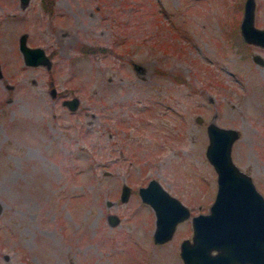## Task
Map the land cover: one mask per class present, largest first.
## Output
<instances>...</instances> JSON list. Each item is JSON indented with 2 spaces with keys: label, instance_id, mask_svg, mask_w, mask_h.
<instances>
[{
  "label": "rangeland",
  "instance_id": "obj_1",
  "mask_svg": "<svg viewBox=\"0 0 264 264\" xmlns=\"http://www.w3.org/2000/svg\"><path fill=\"white\" fill-rule=\"evenodd\" d=\"M244 1L0 0V264H176L138 189L153 177L207 212L211 119L240 130L232 159L259 161L264 194V46L243 41ZM23 33L49 68L24 63Z\"/></svg>",
  "mask_w": 264,
  "mask_h": 264
},
{
  "label": "water",
  "instance_id": "obj_2",
  "mask_svg": "<svg viewBox=\"0 0 264 264\" xmlns=\"http://www.w3.org/2000/svg\"><path fill=\"white\" fill-rule=\"evenodd\" d=\"M27 0H21L25 5ZM243 17L240 20V32L243 39L253 44L264 46V27L254 24L255 0H245ZM18 46L25 64H42L49 68L50 55L45 53L41 45L31 46L26 42L25 33L19 35ZM254 60L260 61L261 55L255 54ZM134 67L139 68L137 61ZM1 70V68H0ZM65 104L77 108L76 96L64 99ZM215 116V115H214ZM201 120L198 115L197 121ZM209 143L206 145V157L212 162L216 174V195H214L208 212L193 214L194 243L198 246L204 231L208 236L207 246L222 249L226 247L227 264L251 261L252 264H264V196L257 191L254 182L236 166L231 156L232 143L239 137L240 130L234 126H223L215 120H210L206 126ZM130 187L123 185L120 198L127 200ZM138 194L143 202L153 207L155 214L154 238L156 242L169 239L175 224L188 217L189 209L174 194H170L164 186L153 177L149 178L146 185H140ZM108 204L110 203L107 202ZM111 222L117 221L113 214ZM186 240L182 242V247ZM184 248V247H183ZM228 251L230 254H228ZM222 252L216 255L207 254L212 260L216 256H225ZM186 264H202V258L196 254L190 256L184 249L181 251Z\"/></svg>",
  "mask_w": 264,
  "mask_h": 264
},
{
  "label": "flooded vegetation",
  "instance_id": "obj_3",
  "mask_svg": "<svg viewBox=\"0 0 264 264\" xmlns=\"http://www.w3.org/2000/svg\"><path fill=\"white\" fill-rule=\"evenodd\" d=\"M243 41L245 43L248 42L247 43L248 45L250 43L249 41H246L244 39H243ZM250 44L251 45H255V46L259 45V44L257 45V44H253V43H250ZM255 54H257V53H253L252 54L253 60L255 58ZM261 59H262V61L264 63L262 55H261ZM258 62H260V61H258ZM238 158L241 159L242 161H244L243 163H241L242 161L240 162V161L235 160V158H233V161L236 162L235 164L238 167V169L241 170V171H245L246 172V174L254 182V185L256 186L257 191H259L260 194L262 196H264L263 192L260 191V189L258 188L257 181H255V177H254V172H256L254 170H257V173H259V174L261 172V170H260V168L258 166L259 165V161L255 160V159H253V160L243 159L242 157H238ZM261 176L264 177V175H261ZM187 208L189 209L188 217L183 218L182 220L178 221L175 224V226H174L175 228H173L172 234L169 237V239H167V240L165 239L162 242H156V238H154V235H153L154 230L152 231L151 238H153V240H152L151 248L155 249L157 247H160V248L165 249L164 248L165 245L169 244L173 248V252L171 253V255H172V257L174 256L176 258V260H175L176 264H186L184 262V258H182V255H181V251L183 249H184V252H186L190 256H193V255L195 256L196 254H198V256L202 258V264H227L229 256L227 254H224V252L226 251L225 249H226L227 246L224 247L222 249V251L217 246L209 249V246H207L208 236L206 234V230L204 231V237L200 238L201 241H200L199 246L196 243H194V240H193L194 236L193 235H194V227L195 226H193V221H192L193 214H199V213H203V212H206V211H197V212L193 211V212H191L192 209L190 208L189 205H187ZM181 225H182V227L180 228ZM177 231L179 232L178 233L179 235L177 236L178 238H176L175 241H173V243H171L170 241H172L175 238L174 234ZM184 240H186V244H184V246H183L184 248H183L182 247V242ZM144 252L146 253V250ZM218 252L219 253L222 252V254H224L225 256L221 257V256L218 255L216 257H213L212 260H209L207 258V254L212 256V255H216V253H218ZM164 254L165 253L162 252L163 256H164ZM228 254H230L229 251H228ZM143 263H145V261H143ZM145 264H149V263H145ZM232 264H252V263H251V261H247V262L238 261L237 263H232Z\"/></svg>",
  "mask_w": 264,
  "mask_h": 264
},
{
  "label": "trees",
  "instance_id": "obj_4",
  "mask_svg": "<svg viewBox=\"0 0 264 264\" xmlns=\"http://www.w3.org/2000/svg\"><path fill=\"white\" fill-rule=\"evenodd\" d=\"M174 44H175V42H174ZM162 46H163L162 47L163 49H167L168 51L170 50L169 43L167 41L165 42V44L163 43ZM172 46H173L172 48L174 49V45H172ZM80 48H81L82 52H84V54H91V52H94V53H97V52L109 53L110 52V50L108 48H105L102 45L100 47H94V46L88 47V46L83 44V45H81ZM176 49H177V46H175L174 50H176Z\"/></svg>",
  "mask_w": 264,
  "mask_h": 264
}]
</instances>
